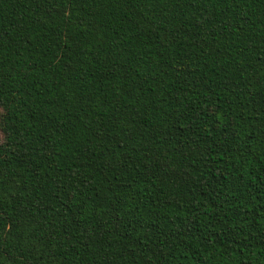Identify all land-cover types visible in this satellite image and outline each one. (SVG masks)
<instances>
[{
  "label": "trees",
  "instance_id": "obj_1",
  "mask_svg": "<svg viewBox=\"0 0 264 264\" xmlns=\"http://www.w3.org/2000/svg\"><path fill=\"white\" fill-rule=\"evenodd\" d=\"M0 264H264V0H0Z\"/></svg>",
  "mask_w": 264,
  "mask_h": 264
}]
</instances>
